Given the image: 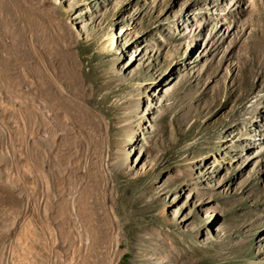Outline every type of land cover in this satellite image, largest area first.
<instances>
[{"label":"rangeland","instance_id":"rangeland-1","mask_svg":"<svg viewBox=\"0 0 264 264\" xmlns=\"http://www.w3.org/2000/svg\"><path fill=\"white\" fill-rule=\"evenodd\" d=\"M0 264H264V0H0Z\"/></svg>","mask_w":264,"mask_h":264}]
</instances>
